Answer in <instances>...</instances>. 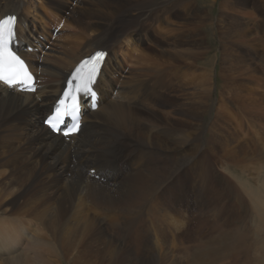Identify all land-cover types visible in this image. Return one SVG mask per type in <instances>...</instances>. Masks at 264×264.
<instances>
[{
  "label": "bare ground",
  "instance_id": "obj_1",
  "mask_svg": "<svg viewBox=\"0 0 264 264\" xmlns=\"http://www.w3.org/2000/svg\"><path fill=\"white\" fill-rule=\"evenodd\" d=\"M69 1L0 0V18H16L11 46L36 84L27 92L0 83V264H176L158 250L176 247L169 233L182 245L193 238L204 197L217 210L214 215L227 216L215 233L198 236L197 247L205 241L225 264H234L245 240L250 263L264 264V178L255 189L248 180L227 189L220 185L225 177L215 168L239 173L242 160L226 154V143H235L236 154L243 145L227 135L218 111L212 122L206 119L212 77L206 70L195 72L206 52V36L198 35L212 28L206 21L213 18L215 0L199 7L194 0H76V6ZM263 7V0L217 3L219 24L212 35L222 40V87L234 79L232 63L237 78L263 74L264 10L259 20L240 17L244 9ZM25 17L29 36L18 28ZM34 19L43 26L50 20L51 31H40ZM64 30H70L68 39L60 41ZM43 39L58 42L57 54H39ZM96 49L106 54L92 86L95 95L80 94L79 130L67 137L51 133L43 121L57 108L79 61ZM118 62L125 69L111 80L119 89L110 84V95L103 97L100 80L108 81ZM45 101L43 115L39 106ZM37 113L43 116L35 122ZM186 163L203 201L196 210L180 184ZM231 197L233 207L226 201ZM166 221L169 231L162 225Z\"/></svg>",
  "mask_w": 264,
  "mask_h": 264
},
{
  "label": "rangeland",
  "instance_id": "obj_2",
  "mask_svg": "<svg viewBox=\"0 0 264 264\" xmlns=\"http://www.w3.org/2000/svg\"><path fill=\"white\" fill-rule=\"evenodd\" d=\"M204 1L205 0H197V2H196V0H194L195 7H199ZM219 1L220 0H215V3H214L215 5L213 8H211L212 9L211 17L213 16L212 20L207 19V21H206L208 24L211 23L212 28L210 29V27H208L209 28L208 30H206L203 33H201L200 35H198V36H201V35L206 36L205 45L202 46L204 48V49L203 48L202 49L204 51L206 50V52L204 54H202V56H200V59L197 60L198 65L196 67L197 69L195 72H199V71L203 72L206 70L208 73H210V76L212 77V79H211L212 82H210V84H209V85H211L210 86L211 99L209 101L210 105H211V110H210L209 115L208 116L206 115L207 118L206 117L205 118L208 119V122H212V120L214 119V115H215L216 111H218L220 113L221 118H223V120H224V122L222 121V123L226 127L227 135H229V136L235 135L234 137H236V139L239 140L241 143L240 146L242 147V145H243V150L241 152L239 151L236 154L235 153L236 149L233 147L235 143L234 142H230V143L227 142L226 143V146L224 147L226 154L232 155L234 158H237V159L240 158L242 160H240L241 165L239 164L240 165V167H239L240 172L239 173H234L235 171H233V170H225V169L222 170L219 167L215 168L216 173H217L216 175L218 177H219V175L225 177V178L221 177V180L219 179L220 185L222 187H224L225 189H227L228 186L231 185V183L233 185L238 186L239 184H242L244 181L248 180L250 182L249 184L252 185V188L255 189L256 187H260L262 185V181L264 178V80L260 79L264 75V72H263V74L259 73L258 77H256V76L243 77L244 74H242L241 76H238L239 78H237L236 75H237V72L239 69L236 68V66H234V69L237 70V71H234L233 63H232L231 64V67H232L231 73H235V75L233 74L234 79H232V81L230 79H228V81H231V82H228L227 85L225 84L224 87L221 86V83L219 80V73H218L220 68L218 69V67L221 66V62H219V58H220L221 50L223 48L221 45L222 40L219 41L217 36L212 35L213 33L216 32L217 23L219 24V22H218L219 21L218 20L219 12L217 10V3H219ZM76 4H77L76 0H70L69 1L70 6H76ZM207 5L209 6L210 4L207 3ZM263 10L264 9H261V11H260L259 9H255V8H252L250 10L244 9V11H242V13L240 14V17H242V20L243 19L245 20L247 18L259 20ZM30 19H32V18L29 16L28 20L31 21ZM28 20L25 17V21L23 22V24L18 25V28L20 29L19 32H22L23 30L26 31V36H29L30 32L32 31L29 28L27 29V28L23 27L24 23L28 22ZM34 22H35L34 26L37 25V27L39 28L40 31H45V29L46 30L49 29L51 31V26H50L51 21L50 20H46L45 21L46 24L44 26H43L42 22L38 21L37 19H34ZM55 29H57V31L51 32L52 40L54 39V37L58 36L57 34L60 30V27L55 28ZM69 32H70V30L62 31L61 32L62 35L59 38V40L60 41H63V40L66 41L68 39V35H69L68 33ZM129 33L132 34V31ZM259 35L264 36V31H260ZM52 40L47 42V40L43 39L42 47H41V49H39L40 55H45V54H49V53L51 55L57 54L58 42H57V44H54L52 42ZM226 44H227V48H228V46H230V43L227 42ZM130 53L132 54V50L129 51V56H128L129 59L132 58ZM228 53H229V49H227V51L224 52V54H226L227 58L229 57ZM207 61L209 62L208 66L204 67L203 63H205ZM125 62H126L125 63L126 66H128L130 63L127 61H125ZM125 65L123 67V71L125 69ZM225 66H230V64L227 63V64H225ZM202 67H204V68H202ZM224 70L227 72V70L225 68H224ZM123 71H121V67H120V63H119V69L113 68L108 81H105L104 79L100 80L101 84L99 86V91H103V94H102L103 97L105 95L106 96L110 95V92L106 91L107 86H109L110 84H115L116 89H119L118 83H115L114 81L111 80V78H112L111 75L113 74V75H115V78L120 79V77L123 74ZM246 75H248V74H246ZM233 80L236 82H234ZM237 80H238V82H237ZM256 81L258 82V84ZM110 82H113V83H110ZM239 83H243L244 85L246 84V86L249 88H254L255 92L249 93V92L245 91L244 87L238 86ZM221 90L223 91V94H220ZM232 91H234V93H235V91L237 92L236 97L235 96L233 97L232 95H230V92H232ZM234 93H233V95H234ZM223 95H224V97H223ZM46 102L47 101L42 102L41 103L42 106L38 105L39 108H41L43 110V115L45 113L43 107H45V105L47 104ZM214 102H215V104H214ZM43 115H39L37 113L36 116H34L35 122L40 121L41 117ZM29 125H30V121H29ZM51 133H53V132L51 131ZM53 134H55V133H53ZM227 135H225V136H227ZM260 138H261V140H260ZM256 151H258V153H256V155H255L254 152H256ZM86 163L90 165L92 162L89 159H87ZM184 167H187V170H186L187 176L181 177L182 181L180 182V184H182V186L185 185V190L191 196L190 200H191L192 206L196 210L197 208H199L198 206L202 205L203 201L201 202L198 200L199 187L197 188L196 183H194L195 182L194 178L191 174V171H189L190 168H188L189 163H186L184 165ZM224 174L227 176H225ZM226 177H227V179H226ZM227 180H229V183ZM262 191H264V189ZM226 199H227L226 201L228 203H230V206L233 207L232 204L234 203V200L232 199V197L226 198ZM203 200H204V203H206L205 204L206 209L203 207L202 208L203 212L201 211V214L198 215L197 222L199 223V225H198V223H196L191 228L193 238L189 241L190 243L189 242L184 243L183 244L184 247H183V249H181L183 245L180 244V242L178 240L176 241L175 239H173V237L169 233L167 240L171 241V242L174 241L173 243L175 244L176 247H172V246L168 247L167 246V247H163L161 252L158 250L159 255L160 254L162 256L165 255L167 258L169 257L167 260V258L164 256V258H166L167 261H169V259H171L172 261L175 260L174 262L176 264H223V263L225 264L224 260L219 259V256H218V254H216V251L208 250L205 241H202L200 246L197 247L198 246L197 238L201 233H203V234H201L202 236L200 235V237H202V240H203V238H205L206 235L215 233V231L219 229L220 224L223 225L224 224L223 221H225L222 218V216L224 217V214H225L223 211H220L218 215L217 214L214 215V212L217 210L216 209L213 210L212 207H214V205L211 202V200L208 197H204ZM207 209H209V210H207ZM206 214H207V217H206ZM196 215H194V218H197ZM218 216H219V218H218ZM232 217H233V215H232ZM244 219H246V221H248V219H250V217H246ZM162 225H164L163 228L166 231H169L171 229V226L167 225V221ZM152 228H153V226L151 227V230H152ZM246 231H248V230H246ZM244 233L247 234V232H244ZM212 239H213V244L216 247L220 248V246H222L223 243H222V241L218 240V239H220L218 236L217 237L214 236ZM249 241L252 242V240H249ZM242 242H243L242 246L244 248V251L241 252V254L237 253L238 257L234 255L235 257L238 258V260H237V258H236V260H234V264H249L250 262H252L251 261L252 257H253V255H251L252 251H249L250 248L247 247L249 245V243L245 242V240H242ZM239 248L241 249V251L243 250L241 246H239ZM195 249L196 250L198 249L199 252H198V250L196 251ZM213 249H215V248L213 247ZM186 251L188 252V255H186L187 254V253H185ZM169 252H171V253H169ZM250 252H251V254H250ZM158 258L159 257H157L155 259L156 262H158V260H157ZM180 260H181V262H180ZM199 260H200V262H199ZM227 260L228 259H226V261ZM0 262H1V259H0Z\"/></svg>",
  "mask_w": 264,
  "mask_h": 264
},
{
  "label": "snow or ice",
  "instance_id": "obj_3",
  "mask_svg": "<svg viewBox=\"0 0 264 264\" xmlns=\"http://www.w3.org/2000/svg\"><path fill=\"white\" fill-rule=\"evenodd\" d=\"M15 19L11 15L0 19V83L12 88L32 80L24 61L10 47L15 39ZM104 57L103 51H97L77 66L72 74V80L68 81L69 87L64 91V98L60 100V106L63 107L57 106L56 116L45 120L50 128H57L56 122L62 115H70L74 122L71 128L63 132L64 136H70L79 130V120L75 114L80 94L95 95L92 86L95 84Z\"/></svg>",
  "mask_w": 264,
  "mask_h": 264
}]
</instances>
